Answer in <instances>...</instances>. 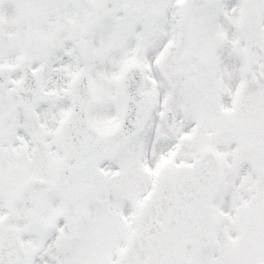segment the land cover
Returning <instances> with one entry per match:
<instances>
[{"label": "snow or ice", "instance_id": "1", "mask_svg": "<svg viewBox=\"0 0 264 264\" xmlns=\"http://www.w3.org/2000/svg\"><path fill=\"white\" fill-rule=\"evenodd\" d=\"M0 264H264V0H0Z\"/></svg>", "mask_w": 264, "mask_h": 264}]
</instances>
